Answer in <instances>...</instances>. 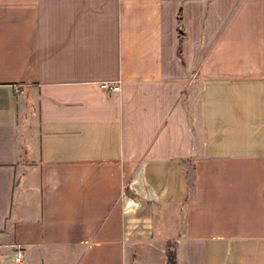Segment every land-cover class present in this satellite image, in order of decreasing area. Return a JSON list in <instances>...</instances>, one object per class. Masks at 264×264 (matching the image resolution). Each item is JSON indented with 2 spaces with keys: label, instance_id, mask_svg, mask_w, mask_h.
Segmentation results:
<instances>
[{
  "label": "crops",
  "instance_id": "crops-1",
  "mask_svg": "<svg viewBox=\"0 0 264 264\" xmlns=\"http://www.w3.org/2000/svg\"><path fill=\"white\" fill-rule=\"evenodd\" d=\"M168 245L264 264V0H0V264Z\"/></svg>",
  "mask_w": 264,
  "mask_h": 264
},
{
  "label": "built area",
  "instance_id": "built-area-1",
  "mask_svg": "<svg viewBox=\"0 0 264 264\" xmlns=\"http://www.w3.org/2000/svg\"><path fill=\"white\" fill-rule=\"evenodd\" d=\"M100 88L102 90H106V91H116L118 90V85L115 84V85H111L109 86L108 84H100ZM22 257H23V252L22 250L20 249L19 246H16V256H15V262L17 263H21L22 262Z\"/></svg>",
  "mask_w": 264,
  "mask_h": 264
},
{
  "label": "trees",
  "instance_id": "trees-1",
  "mask_svg": "<svg viewBox=\"0 0 264 264\" xmlns=\"http://www.w3.org/2000/svg\"><path fill=\"white\" fill-rule=\"evenodd\" d=\"M193 184L192 182L190 183V188L192 189ZM166 258H167V264H175V258H174V253H173V248L171 245L167 246V251H166Z\"/></svg>",
  "mask_w": 264,
  "mask_h": 264
},
{
  "label": "rangeland",
  "instance_id": "rangeland-1",
  "mask_svg": "<svg viewBox=\"0 0 264 264\" xmlns=\"http://www.w3.org/2000/svg\"><path fill=\"white\" fill-rule=\"evenodd\" d=\"M22 136L24 137L25 136V133L24 132H22ZM25 138V137H24ZM24 144H25V141H24ZM24 152H26V147H25V151Z\"/></svg>",
  "mask_w": 264,
  "mask_h": 264
}]
</instances>
